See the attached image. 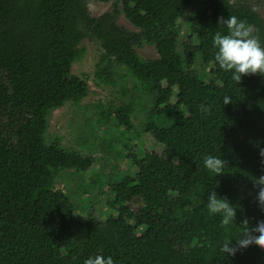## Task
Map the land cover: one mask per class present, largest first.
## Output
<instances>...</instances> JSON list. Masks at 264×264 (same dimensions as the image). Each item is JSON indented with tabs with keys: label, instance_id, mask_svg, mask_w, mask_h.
<instances>
[{
	"label": "trees",
	"instance_id": "16d2710c",
	"mask_svg": "<svg viewBox=\"0 0 264 264\" xmlns=\"http://www.w3.org/2000/svg\"><path fill=\"white\" fill-rule=\"evenodd\" d=\"M195 3L181 42L178 21ZM228 16L252 25L264 44V17L248 0H122L99 17L87 0H0V264H84L96 254L115 264H264V246L255 243L234 255L221 251L264 220V185L256 183L264 175V74L237 83L216 63L212 39L227 32L218 18ZM84 39L103 48L99 81L116 83L124 66L153 98L139 130L134 101L105 107L103 119L164 146L144 157L130 148L137 173L111 185L118 214L105 220L93 212L80 218L54 186L61 171L86 172L96 158L45 138L50 111L89 93L87 79L72 74ZM145 44L159 57L140 56ZM206 155L224 161L221 173L204 167ZM211 190L236 209L230 224L209 212ZM135 197L143 203L137 210L127 204Z\"/></svg>",
	"mask_w": 264,
	"mask_h": 264
},
{
	"label": "rangeland",
	"instance_id": "374dc122",
	"mask_svg": "<svg viewBox=\"0 0 264 264\" xmlns=\"http://www.w3.org/2000/svg\"><path fill=\"white\" fill-rule=\"evenodd\" d=\"M248 1L264 17V0ZM87 2L94 17L111 11L114 3L122 6V0H87ZM198 7L199 3H195L178 21L181 42L187 40L191 33L190 19ZM119 23L132 31L136 30L124 15L120 16ZM80 48L84 53L75 60L72 74L87 79L89 93L80 103L69 101L64 106L50 111L45 138L49 143L58 138L65 148L83 154H92L96 158L94 165L86 172L61 171L55 178L54 186L70 197L80 218L85 219L89 212H93L105 220L110 215L118 214L116 208L111 205L115 199L111 185L122 180L126 175L133 176L137 173V168L128 157L130 148H134L133 151L138 157H144L147 151L162 153L164 146L151 134L142 133L138 136L135 131L141 129L146 120L153 106V98L144 93L140 83L124 66H117V78L114 84H106L96 78V66L103 53L99 41L84 39ZM137 52L146 59L159 57L156 47L151 44L138 47ZM177 91L175 88L173 102H176ZM130 101L136 103L132 115L135 128L133 132L118 127L114 117L110 121L103 119L105 107ZM171 122V119L164 121L167 125ZM125 144H128L127 148H124ZM127 204L133 210L143 206L142 201L136 197Z\"/></svg>",
	"mask_w": 264,
	"mask_h": 264
},
{
	"label": "clouds",
	"instance_id": "9594fccd",
	"mask_svg": "<svg viewBox=\"0 0 264 264\" xmlns=\"http://www.w3.org/2000/svg\"><path fill=\"white\" fill-rule=\"evenodd\" d=\"M218 24H223L227 28L226 33L217 32L212 39L216 49L214 58L218 66L224 71L230 72L232 80L237 83L243 74L257 72L264 74V44L254 34L253 26L236 16L220 17ZM230 100V96L225 95L223 104H228ZM201 108L207 110L203 105ZM260 154L264 157V149H261ZM203 164L207 170L219 174L222 172L224 161L218 156L206 155ZM256 183L264 185V175L257 177ZM258 199L264 204V187L260 188ZM207 208L211 214H220L225 225L234 221L236 209L232 207L227 198L218 196L215 190L208 193ZM244 224H247V221ZM252 243L264 246V220L258 221L251 230L247 229L237 239L235 245L232 244L231 239L224 242L221 251L234 255L240 248L247 247ZM84 264H115V261L111 255L105 257L96 254L85 259Z\"/></svg>",
	"mask_w": 264,
	"mask_h": 264
}]
</instances>
